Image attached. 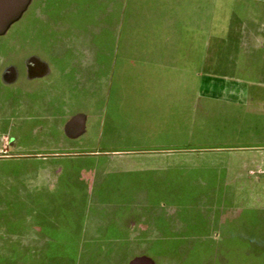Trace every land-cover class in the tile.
<instances>
[{"label": "crops", "instance_id": "1", "mask_svg": "<svg viewBox=\"0 0 264 264\" xmlns=\"http://www.w3.org/2000/svg\"><path fill=\"white\" fill-rule=\"evenodd\" d=\"M134 1L31 0L0 36V137L22 149V161L53 164L45 198L53 192L59 201L36 199L35 207L82 215L65 221L48 210L22 219L0 216V256H73L77 264H264V151L211 153L223 156L217 159L225 170L200 168L197 160L209 157L181 145L196 140L187 97L200 95L201 73L186 67L185 41L124 38L136 30ZM145 1L164 7L169 0ZM32 7L33 19L22 20ZM8 9V0H0V17ZM191 16L196 24L202 20L195 6ZM252 37L243 47L264 49V38ZM263 61H248L246 72L260 76ZM92 128L97 139L89 149ZM108 144L124 149H100ZM12 223L38 236L52 232L53 242L64 224L79 231L66 239L68 251L66 243L50 253L26 244L19 253L7 248L15 237Z\"/></svg>", "mask_w": 264, "mask_h": 264}, {"label": "rangeland", "instance_id": "2", "mask_svg": "<svg viewBox=\"0 0 264 264\" xmlns=\"http://www.w3.org/2000/svg\"><path fill=\"white\" fill-rule=\"evenodd\" d=\"M135 3L136 30L132 36L127 32L129 35L126 37L124 33V38H133L137 41H185L186 67L191 73H201V77L196 81L198 89L202 90L200 95L193 94L187 97V115L188 118L192 116L191 130L196 140L181 145L195 151L196 156L204 155V159L209 157L207 160H197L200 168L214 166L216 169L225 170L226 163L222 159H217L223 156L218 157L217 153H231L239 147L264 151V61L260 64L262 70L260 76L246 72L248 61L258 57L264 60V49L243 47V41L252 42L254 39L252 36L264 38V0H169L165 2L164 7L159 1L153 5L145 0H135ZM194 6L202 12V20L197 24L195 18L191 16ZM33 10L34 7L22 20L33 19ZM22 20L8 32L7 39H12L18 33ZM194 41L200 42L199 48L198 46L194 48L193 44H190ZM18 53L16 50L10 58L17 59ZM179 61L182 64L181 59ZM19 123L20 121L16 119L13 125L17 126ZM97 130L92 128L89 132L88 139L92 141L86 143L89 149L95 146ZM1 138L3 137H0V160L10 156L18 159L0 161V216L22 219V216H32L36 213L43 215L48 213V210L55 218H60L59 221H65L64 216L70 214L69 208L46 209L34 206L36 199L43 205L54 200L57 195L52 192L54 198H50L51 200L45 198L46 194H50L47 180L51 176L47 177V172L51 170L53 164H44L38 160L22 161V149H13L8 146L6 139ZM116 145L110 147L108 144L107 148L102 145L100 149L117 151L124 149ZM139 148L137 150L145 149L141 146ZM211 153L216 155L208 156ZM224 158L226 159L225 156ZM29 165L36 167L33 171L37 169L39 172L28 171ZM251 168L256 170L253 166L249 169ZM55 200L59 201L56 198ZM72 215L73 213L70 214ZM78 229L77 226L62 225L61 231L55 232L61 238L56 237V242H53L52 232L45 231L43 235L38 236L33 234L31 229L22 230V223H12L9 224V232L15 237L14 240L13 237L8 238L7 248L22 253V247L26 244L32 247L31 249L46 246L45 250L48 251L45 252L50 253L49 249L57 245L64 250L62 246L66 243L68 251L69 241L66 239L70 238L73 232V235L77 236ZM26 257H0V262L25 264ZM48 257L49 260L46 256L40 259L46 261V264H77V261L73 263L75 258L73 256ZM92 259L97 260L101 257H89V260Z\"/></svg>", "mask_w": 264, "mask_h": 264}, {"label": "water", "instance_id": "3", "mask_svg": "<svg viewBox=\"0 0 264 264\" xmlns=\"http://www.w3.org/2000/svg\"><path fill=\"white\" fill-rule=\"evenodd\" d=\"M30 1L31 0H8V4L10 5V9H8L9 13L7 16L0 17L2 21L5 20L4 24L0 25V36L4 35L6 29L22 16ZM145 262V259H136L132 264H143Z\"/></svg>", "mask_w": 264, "mask_h": 264}, {"label": "trees", "instance_id": "4", "mask_svg": "<svg viewBox=\"0 0 264 264\" xmlns=\"http://www.w3.org/2000/svg\"><path fill=\"white\" fill-rule=\"evenodd\" d=\"M0 257H22V255H5V256H0ZM40 257L42 258V259H44L45 258V256H39V257H29V256H27L26 258H27V260H26V263L25 264H46L45 262L46 261H42L41 259H40ZM62 257H66V256H61V258ZM46 258L48 259L49 257L48 256H46ZM49 260V259H48ZM37 261H40V262H37ZM48 263H49V261H48ZM0 264H13V263H11V262H0ZM15 264V263H14Z\"/></svg>", "mask_w": 264, "mask_h": 264}]
</instances>
